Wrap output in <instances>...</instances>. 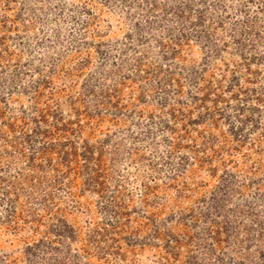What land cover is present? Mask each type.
I'll return each mask as SVG.
<instances>
[{"label":"rangeland","instance_id":"obj_1","mask_svg":"<svg viewBox=\"0 0 264 264\" xmlns=\"http://www.w3.org/2000/svg\"><path fill=\"white\" fill-rule=\"evenodd\" d=\"M0 264H264V0H0Z\"/></svg>","mask_w":264,"mask_h":264}]
</instances>
